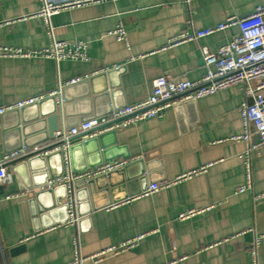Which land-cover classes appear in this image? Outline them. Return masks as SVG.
<instances>
[{"label":"crops","instance_id":"1","mask_svg":"<svg viewBox=\"0 0 264 264\" xmlns=\"http://www.w3.org/2000/svg\"><path fill=\"white\" fill-rule=\"evenodd\" d=\"M258 5H264V0H100L63 9L50 17L54 37L69 43L85 42L87 58L0 55V107L48 95L64 85L56 97L55 132L85 113L100 116L115 105L147 99L159 76L199 80L206 72L202 48L217 52L239 33V27L162 49L168 39L185 29L214 25L230 15H247ZM42 6V0H0V45L24 51L49 47L51 37L39 14ZM119 23L126 30V40L111 34ZM74 78L80 80L65 85ZM245 90L246 84L238 83L168 107L159 117L116 129L117 146L130 153L128 163L134 162L130 168L133 176L145 166L151 179L159 182L206 168L135 198L126 196L140 189L134 179L130 185L107 187V191L96 187L93 198L98 209L83 216L77 225L65 224L63 208L54 209L50 218L35 214L24 187L25 182L43 181L41 169L33 175L31 170L21 169L18 174L7 166L13 180L5 194L0 193V264H72L77 232L85 256L143 235L130 249L108 252L99 260L89 258L84 264H253L250 246L264 233V201L253 199L264 190V144L250 150L252 186L238 193L237 188L247 180L242 154L257 140L256 135L250 141L233 138L243 133L239 107L246 99ZM20 118L15 111L0 115V159L20 141L25 147L23 134L17 133L24 126L23 122L17 126ZM30 128V144L43 147L56 142L49 121L38 118ZM144 155V163H136ZM76 157L82 164L83 151L77 150ZM54 162L51 174L60 169V158ZM46 183L34 190L49 189ZM56 192L62 194L63 190ZM53 196L44 193L40 201L49 204ZM114 198L122 203L111 209L100 206L115 203ZM209 205L210 209L193 217H178L189 208ZM90 207L91 200L86 199L82 210ZM16 247L20 248L15 251ZM257 251L259 263L264 264V243Z\"/></svg>","mask_w":264,"mask_h":264},{"label":"built area","instance_id":"2","mask_svg":"<svg viewBox=\"0 0 264 264\" xmlns=\"http://www.w3.org/2000/svg\"><path fill=\"white\" fill-rule=\"evenodd\" d=\"M43 6L40 15L44 18L47 32L51 37V44L42 51H24L6 45H0L1 56H28L42 54L53 57L57 60L64 58L86 59V44L83 41L69 43L58 40L54 37L53 27L50 23L52 14L70 7L82 6L100 0H72L65 2H55L52 0H42ZM238 26L239 33L229 42L224 44L217 52H211L207 47L202 48V56L206 65V72L199 80L176 79L170 75L157 77L153 83L151 95L138 103L126 104L110 112L80 121L70 127L61 126L54 132L56 141H63L61 146H55L46 151L50 153L58 149L63 151L64 171L60 177L50 179L46 186L53 188L55 185H66L65 204L67 206V219L65 224L77 225L79 217L76 213L77 200L75 197L74 181L79 178H94L102 174H107L114 170H121L128 163L124 159H115L112 162H104L94 168L74 172L71 168V161L68 147L73 137L81 142L89 138L98 136L110 130H116L145 119L159 117L163 115L165 109L187 100H196L238 83L246 84V99L239 107L243 120V133L233 137L250 141L253 135L257 136L256 142L252 143L248 150L242 154L247 169L246 183L237 188V192H243L252 186L251 166L249 160L250 150L264 144V5H258L253 11L244 16L230 15L223 21L203 29H185L168 39L162 49H167L184 42L196 41L202 37L211 35L228 27ZM118 40H126V30L122 23H119L111 31ZM143 56V55H141ZM80 78L71 79L65 85L78 82ZM64 85L48 95L28 97L6 106L0 107V115L20 108L25 105L38 102L47 96L59 97ZM251 99V101L249 100ZM26 147L11 150L0 159V193L5 194L8 184L13 180L12 173L7 168V163L18 158ZM206 167L193 169L187 173L177 176L173 180H162L150 183L147 188L132 198L149 195L161 188L169 187L183 179L204 170ZM11 195H8V197ZM254 201H264V190L253 195ZM122 201H117L107 206L108 209L120 205ZM212 207L189 208L179 214V219L193 217ZM80 233L77 232L73 239V260L72 264H84L89 258L101 259L108 252H120L134 247L143 235H138L112 245L107 249L90 256H85L81 251ZM264 243V233L256 236L250 246V254L253 264H260L258 260V247Z\"/></svg>","mask_w":264,"mask_h":264},{"label":"water","instance_id":"3","mask_svg":"<svg viewBox=\"0 0 264 264\" xmlns=\"http://www.w3.org/2000/svg\"><path fill=\"white\" fill-rule=\"evenodd\" d=\"M110 74V73H108ZM83 80V79H82ZM93 79H89L88 81L92 82ZM69 86V85H68ZM66 90V88H64ZM66 99V96H65ZM192 100H187L183 102L177 103L178 105H184ZM49 104V109H45V105ZM122 105H115L108 109V112H110L112 109H116ZM39 108V110H37ZM32 109L35 110L34 113H31ZM57 109H58V103L56 100V96H47L46 98L34 102L29 105H25L20 108H15L13 110H10L8 112L15 111L16 113H19L21 115V118L19 122L17 123V126L23 122L24 126L19 128L17 133H22L24 136V145L27 148L26 152H24L22 155H20L18 158L12 159L7 163V166H10L11 170L15 173H18L21 171V169H28V171L31 170L32 175L34 174V170L41 169L43 174V181L39 183L30 184L29 182H25L24 189L28 190L27 195L30 199V202L32 203L35 214L43 217L46 216L47 218H50V215L53 214L54 209H66L67 214V206L65 203L61 202V199L66 198V185H62L55 189H46L44 191L38 190L35 191L37 187L40 186V184H45L48 181V178H56L60 177L64 170V164H63V151L61 149H58L56 151L46 153L43 155L44 152L47 150L62 145L63 141H56L53 145L49 146H40L37 145L35 142H32V144L29 143V137H31L33 131L31 130V122L34 120H37L38 118H43L45 121H49L50 124V134L53 137L54 130L57 128L56 125H53V122L56 123L57 120ZM7 112V113H8ZM99 114L96 113H85V115H82L81 117H78L74 119L68 127L78 124L80 121L87 120L89 118L98 116ZM47 119H44V118ZM22 146V142L20 141L18 147L20 148ZM18 147L16 149H18ZM82 150L83 151V163L79 165L76 157V151ZM68 152L70 156L71 161V168L74 172H82L91 168H94L95 166L102 164L104 162H112L113 160L117 158H122L124 160H128L131 155L127 150L121 149V147L117 146V136H116V130H110L107 132H104L102 134H99L98 136L92 137L87 139L84 142H81L77 139V137H73L71 139V143L68 147ZM60 158V169L56 173H52L53 166L55 164V159ZM146 155L143 156L142 159H139L136 161V163H144L146 159ZM132 163H127L123 170H114L107 174H102L94 178H79L74 181V188H75V197L77 200V216L80 219L83 218V216L87 215L89 212L98 209V206L95 203L94 197V188L98 187V189L105 188L107 191L108 188H115L118 185H130L131 181L134 179L135 182L140 184V189L136 192H131L128 195L134 196L139 194L140 192L144 191L149 183L154 182L150 174H147L146 167H142L135 176L130 174V168L132 167ZM47 168V169H46ZM48 172H47V171ZM62 189L63 193L59 194L57 193V189ZM44 193H53V201L49 204H45L42 201H40V197ZM125 198V197H124ZM86 199L91 200V207L88 209V211L84 212L82 210L83 203ZM119 199H113V201H117ZM112 201L108 203H104L103 205H100L101 207H105L111 204ZM41 203V205H39ZM41 206L39 208V206ZM68 216H66L67 219ZM65 219V220H66ZM20 247H16L15 251L18 250Z\"/></svg>","mask_w":264,"mask_h":264}]
</instances>
